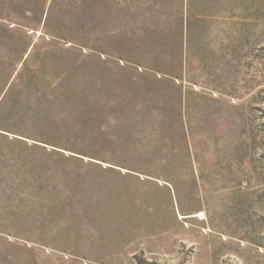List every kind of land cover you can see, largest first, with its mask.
I'll list each match as a JSON object with an SVG mask.
<instances>
[{
    "label": "rangeland",
    "instance_id": "1",
    "mask_svg": "<svg viewBox=\"0 0 264 264\" xmlns=\"http://www.w3.org/2000/svg\"><path fill=\"white\" fill-rule=\"evenodd\" d=\"M0 264H264V0H0Z\"/></svg>",
    "mask_w": 264,
    "mask_h": 264
}]
</instances>
